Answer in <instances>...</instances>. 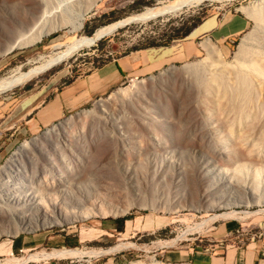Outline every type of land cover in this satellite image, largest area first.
<instances>
[{
	"label": "rangeland",
	"instance_id": "1",
	"mask_svg": "<svg viewBox=\"0 0 264 264\" xmlns=\"http://www.w3.org/2000/svg\"><path fill=\"white\" fill-rule=\"evenodd\" d=\"M54 1L57 5L65 2ZM172 1L174 0H95V4L88 7L81 20L73 13L64 20L56 13L47 23L52 30L40 40L7 49V44L19 39L18 28L21 22L30 21L32 1L0 0V77L27 71L42 64L55 52L82 36L92 35L105 24L139 13L146 7L161 6ZM254 1L257 0L175 2L163 12L165 14L134 21L116 29L94 43L79 48L46 71L2 92L16 91L22 86L37 88L52 78L62 82L99 65L109 57L138 48L161 46L171 35H180L192 24L210 14L224 18L234 13L250 19L248 29L228 45L203 40L201 46L204 51L199 52L193 59L183 64L169 65L149 76L131 77L111 94L76 113L66 115L48 127L58 123L68 124L67 132L73 135L69 142H65L69 147L64 144L58 148L54 146V140H45L44 131L48 128L21 140L6 157L0 171L25 140L32 141L34 137L41 139L43 142L37 144L36 149L45 147L46 154L52 160L50 163L45 162L34 148L33 159H28V154L22 156L25 169L22 168L20 176L25 178L28 190L38 199L45 203L53 200L60 204L68 202L67 208L72 213L64 210L61 224L18 230V239L26 240V249L23 252L14 249L13 256H0V264L14 263V258L22 255L37 251L53 252L63 247H80L74 249L83 251L107 250L108 259L118 255L113 264H150L155 260L163 264H199L192 259L167 260V251L210 252L217 245L224 247L235 243L240 246L248 243L264 246V202L249 201L247 204L241 197L242 200L232 204V207L215 208L208 204L214 202V197L223 189L218 191L208 188L210 192L205 194L187 181V175L179 172L184 166L190 170L193 162H207L212 153L198 123L202 112L200 107L204 102L203 91L201 92L203 89L199 85L201 72L190 74L186 78L180 71L188 65L201 64L205 57L211 56L203 45L204 41L217 48L229 63L236 61L234 54L241 44L250 50L264 48V22L252 15L251 3ZM84 6L87 4L84 3L83 8ZM258 10L264 17V6ZM179 38L181 37L170 42ZM151 40L156 41V44H148ZM173 67L179 72L169 73L168 70L171 71ZM134 81L137 87L130 91ZM100 102L107 105L106 112L98 111ZM84 111L95 112L94 119L91 116L79 118V113ZM225 162L219 159L213 161L218 165V170L230 167L229 171H238L235 172L236 177L240 180L242 178L244 182L248 181V175L254 176L255 168L249 167L250 173L246 176L247 173H243L239 167L236 168L233 164L227 166ZM62 171L64 176L59 174ZM261 172L259 176L264 180V171ZM31 174L32 177L29 178ZM62 178L65 183L61 181ZM107 192L110 204L106 202ZM29 199H26L28 204L25 201L18 202L17 211L23 212L27 218L36 217V209H39L31 206ZM102 200L103 203L106 202V206L115 205L125 210L117 214H85L96 203L101 204ZM39 206L43 211L44 204ZM3 209L5 206L0 205V229L12 234L8 231H13L14 228L10 227L5 214L7 210ZM48 210L54 212L50 206ZM81 211L86 217L75 218V214ZM233 211L236 212L233 216L222 215L224 212ZM123 218L126 219L123 221ZM202 221L205 222L203 226L195 227L196 223ZM228 223L234 224L235 229L230 231L227 228ZM175 237L179 239L174 243H164ZM5 238L13 237L1 232L0 240ZM77 240L78 246H70V243ZM42 260L28 261L25 264Z\"/></svg>",
	"mask_w": 264,
	"mask_h": 264
},
{
	"label": "bare ground",
	"instance_id": "2",
	"mask_svg": "<svg viewBox=\"0 0 264 264\" xmlns=\"http://www.w3.org/2000/svg\"><path fill=\"white\" fill-rule=\"evenodd\" d=\"M31 1L32 11L29 10L31 12L30 21H28V23L21 22L20 27L18 28V33L20 34L19 39L16 41L14 39V42L7 44V49H12L13 47L26 42L40 40L45 34L52 30L47 26V23L51 16H55L56 13H59L60 18L62 17L64 20H66V17L69 18V14L71 13L76 14L78 19L81 20L88 7H91L95 0H65L63 5H57L54 0ZM193 1L198 0H174L169 4H163L161 6L146 7L139 13L105 24L97 28L92 35L82 36L67 45L64 49L55 52L42 64L32 67L27 71H20L18 73L0 77V93L11 89L23 80L37 73L46 71L61 60L70 56L79 48L94 43L102 36L121 28L127 22L132 23L134 21L146 20L148 18L152 19L165 14L163 12L175 2L182 3ZM84 3L87 4V6H84L85 9L83 8ZM29 5L30 4H28V6ZM251 5L252 10H250L252 11V15L264 22V17H262L260 14L261 12L258 10L264 6V0L254 1ZM55 7H57V9H55ZM58 26L59 23H57L56 27ZM263 44L261 45L263 46ZM203 45L211 56H213H210L209 58L205 57L206 59L203 60L201 64L188 65L180 72H182L186 78L189 77L190 74L194 75L199 71L201 72L199 85H201V89H203L201 92L203 91L204 102H202V107H200L202 112L198 123L201 125L200 129L201 131L203 130V135L207 139L212 153L207 162H193L190 170L184 166V168L181 167L179 172L180 174L184 173V175H187V181L189 180L192 182L199 191H204L205 194L208 192V188H214L215 190L223 189L214 197L215 201L208 204L215 208L222 206L232 207V204H236V202L241 201L242 198L247 204L249 201L257 203L264 202V180L259 176L260 173H262L261 171H264V48L259 47L250 50L245 45L241 44L234 54L236 61L234 60V63H229L224 60L221 52L209 44L208 41H204ZM176 71H178V69L175 67H173L171 71L168 70L169 73ZM135 85H137L136 81L132 83L129 90H134L135 87H137ZM195 108H197L198 111V107L195 106ZM106 110H108L107 105L100 102L98 104V111L101 113L106 112ZM84 112L81 114L79 113V118L83 116H91L93 118L96 115L95 112ZM106 116L108 117V115ZM102 117L105 119V116ZM66 128H68V124L63 123H58L57 125L48 128L44 131L45 140L52 142L54 140V146L58 148L64 144L69 147L66 143L71 140L73 135L68 134ZM31 140L32 141L25 140L21 147L14 153L11 160H9L0 171V205H4L7 210V212H5V214H7V221L9 222L10 227L14 228L13 231L11 230L8 232H12L14 235L18 234V230L21 229L32 230L35 226L44 227L55 223L61 224L64 210L67 212L71 211L72 213V210L67 208L68 202L60 204L59 201L56 202L53 200L50 203H47V201L45 203L43 200L38 199L32 191L30 192L28 190L25 178L20 176L22 168L25 169L22 156L28 154V159H33L35 156L33 155L32 150L34 148L36 149L38 146L37 144H42L43 142L37 137H34ZM36 150L40 153V157L45 159V162L49 161L48 163H50L52 159L49 154H46L45 147ZM217 159L226 161L225 163H227V166L229 164L236 165V168L239 167L243 173H247L246 176L250 173L249 167L255 168L254 176L249 177L248 175V181L245 180L244 182L242 178L240 180L239 177H236L235 172L238 171H229L230 167L218 170L216 167L218 165L213 163V161H216ZM246 166H248V168ZM216 170H218L217 173L215 172ZM33 173L34 172H32V174ZM32 174L28 177L31 178ZM59 174L62 176L65 175L63 171ZM62 180L65 183L64 178H62L61 181ZM224 183L225 187H223ZM186 185H188V183ZM66 188L68 189V187ZM225 189H227V191ZM105 196H108V199L106 200L104 198V200H106L107 203L110 202L108 192ZM27 198H30V205L39 210L41 209L39 205L44 204L43 211L36 209L37 213L34 215L36 217L27 218L23 212L18 213L17 211V203H20V201H25L26 203L28 201L26 200ZM103 202L104 201L102 200L101 204L96 203L95 206L89 208V211H85V214L100 215L102 213L106 214L111 212L117 214L120 211L125 210L124 208L120 209L115 205L111 207L108 205L106 206V202ZM26 204H28V202ZM49 206L56 213L48 210ZM85 214L81 211V213L75 214V218H83ZM235 214V211L222 213L224 216H233ZM14 215H16V217ZM14 219H17V222ZM204 223V221L196 223L195 227L203 226ZM178 239L179 237H175L166 240L164 243H174ZM106 251L107 250H94L93 252L104 253ZM78 253L81 252L70 248L55 250L53 252L47 251L41 254H30L24 257H15L13 261L14 263H22L26 259H35L39 256H58L63 254L75 255ZM150 264L163 263L155 260Z\"/></svg>",
	"mask_w": 264,
	"mask_h": 264
},
{
	"label": "crops",
	"instance_id": "3",
	"mask_svg": "<svg viewBox=\"0 0 264 264\" xmlns=\"http://www.w3.org/2000/svg\"><path fill=\"white\" fill-rule=\"evenodd\" d=\"M249 26L250 19L240 14L231 13L224 18L210 14L193 26L185 36L168 44L138 48L109 57L99 65L62 82L52 78L37 88L22 86L16 91L0 94V166L21 140L47 129L66 115L76 113L111 94L129 78L149 76L169 65L183 64L193 59L199 52L204 51L201 46L203 40L228 45ZM227 228L230 231L235 229L232 223H228ZM1 232L13 238L0 240V256H13L11 252H14V249L23 251L26 249V240L18 239L19 235L15 236L0 229ZM82 240L83 238L80 242ZM78 242L77 240L70 243V246H78ZM70 248L63 247L57 250ZM74 248L80 247H72ZM78 251L81 253L39 256L35 260L26 259L22 263L10 264H25L40 259L43 260L34 264H113L118 258V255H115L108 259V252L94 253L92 250L81 249ZM167 252L166 259L171 261L192 259L199 264H264V246L256 243L244 246L236 243L224 247L217 245L210 252L187 250ZM41 253L43 252L37 251L32 254Z\"/></svg>",
	"mask_w": 264,
	"mask_h": 264
},
{
	"label": "trees",
	"instance_id": "4",
	"mask_svg": "<svg viewBox=\"0 0 264 264\" xmlns=\"http://www.w3.org/2000/svg\"><path fill=\"white\" fill-rule=\"evenodd\" d=\"M198 23V22H197ZM197 23H194V24H192L190 27H188L187 29H185L180 35L177 33V34H174V35H171L170 37H168V39H166L165 40V42H164V44L163 45H165V44H168L172 39H174V38H177V37H182V36H185L188 32H189V30L193 27V26H195ZM156 41H154V40H151L148 44H152V45H154V44H156L155 43ZM105 61V60H104ZM126 218H123L122 220L124 221ZM117 228H120V227H117Z\"/></svg>",
	"mask_w": 264,
	"mask_h": 264
},
{
	"label": "water",
	"instance_id": "5",
	"mask_svg": "<svg viewBox=\"0 0 264 264\" xmlns=\"http://www.w3.org/2000/svg\"><path fill=\"white\" fill-rule=\"evenodd\" d=\"M158 17H159V16H158ZM132 23H133V22H132ZM127 24H130V22L125 23L124 26H126ZM124 26H122V27H124Z\"/></svg>",
	"mask_w": 264,
	"mask_h": 264
},
{
	"label": "built area",
	"instance_id": "6",
	"mask_svg": "<svg viewBox=\"0 0 264 264\" xmlns=\"http://www.w3.org/2000/svg\"><path fill=\"white\" fill-rule=\"evenodd\" d=\"M19 234H17V235H15V236H18ZM20 252H23V249H20ZM12 253H14V252H12Z\"/></svg>",
	"mask_w": 264,
	"mask_h": 264
}]
</instances>
